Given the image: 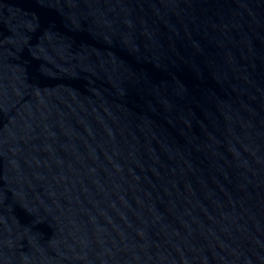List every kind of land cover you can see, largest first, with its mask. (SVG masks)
I'll list each match as a JSON object with an SVG mask.
<instances>
[{
  "label": "water",
  "instance_id": "water-1",
  "mask_svg": "<svg viewBox=\"0 0 264 264\" xmlns=\"http://www.w3.org/2000/svg\"><path fill=\"white\" fill-rule=\"evenodd\" d=\"M0 264H264V0H0Z\"/></svg>",
  "mask_w": 264,
  "mask_h": 264
}]
</instances>
